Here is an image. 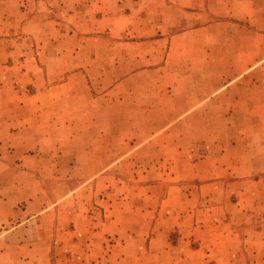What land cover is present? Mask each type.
Segmentation results:
<instances>
[{"label": "rangeland", "instance_id": "374dc122", "mask_svg": "<svg viewBox=\"0 0 264 264\" xmlns=\"http://www.w3.org/2000/svg\"><path fill=\"white\" fill-rule=\"evenodd\" d=\"M187 1L194 6L184 15L162 0H0V105L23 90L34 107L36 90L60 82L66 69L84 70V62L91 75L106 68L105 80H90L97 90L112 88L119 75L142 73L121 87L134 91L124 111L171 89L204 94L200 109L157 131L165 158L130 151L137 139L130 132L153 129H124L118 150L126 157L78 160L72 176H52L56 161L46 152L37 179L47 213L16 236H40L53 217L55 229L51 201L58 198L60 219L71 222L66 238L38 255L40 264H114L125 253L124 264H147V251L156 252L155 264H264V0ZM167 37L174 49L163 60V52L152 57L145 43ZM118 53L123 62L115 65ZM156 66L166 67L150 73ZM99 163L111 169L88 175ZM79 184L86 187L73 200L68 191ZM132 240L143 256L133 255Z\"/></svg>", "mask_w": 264, "mask_h": 264}, {"label": "crops", "instance_id": "0c3cea01", "mask_svg": "<svg viewBox=\"0 0 264 264\" xmlns=\"http://www.w3.org/2000/svg\"><path fill=\"white\" fill-rule=\"evenodd\" d=\"M162 1L161 6L179 9L184 15L187 14V6H194L192 3L188 4L187 0H174V3L172 0ZM258 10V17L262 18V23H264V7L262 11L261 8ZM184 20L185 18H182V21ZM184 33L187 34L186 29ZM145 44L151 46L152 57L155 53L159 56L163 52L162 60L168 47L170 50L174 49V41L169 37ZM188 44L190 43H180L182 47ZM132 45L135 44L132 43ZM120 54L122 53L114 57L115 65L123 62V55ZM138 56H140L139 53L131 55V60L137 59ZM170 56L169 52L167 58ZM74 58L68 57L66 60ZM82 66L84 70H71V72L66 69L60 72L58 75L60 82L52 84L50 88L36 90L33 94L36 97L34 107L28 105L27 93L23 90H19L17 99L14 95L8 94L0 105L3 112L0 115V264H10L11 260L15 264H40L38 255L45 253L47 248L51 250L54 240L60 241L66 238L65 234L68 231L64 224L71 222V219H68L69 221L60 219V207L64 204L60 198L51 201V203L54 201L51 211H54L56 207L58 209L55 229L52 223L55 219L53 217L50 219L51 225L43 228L40 236L32 240H27L25 236L20 238L16 236L28 223L40 219V216L47 213L46 207L41 202L42 185L37 179L38 175L43 174V160L46 152H50L51 160L56 161L52 176H72L76 174V161L78 160L118 161L126 157L121 150H118V146L123 144L124 135L127 134L124 129H153L148 133L130 132L136 134L137 138L136 141L132 139V144L130 142V151L140 153L149 150L153 153V159L165 158L164 152L166 151L162 150L163 147L159 145L162 141L159 135H156L157 131L170 128L172 124L180 122L188 111H195L202 107L200 101L204 94L201 90H196L191 95L184 91L171 89L155 94L149 102H146L148 106L140 110L126 109L124 111L123 101L131 97L134 91L130 93L128 89L121 87L130 77L142 73L137 72L131 76L130 74L119 75L117 80L120 82L112 88L101 87L97 90L92 89L90 80H105L106 68L102 67L103 72L99 70L91 75L85 67V62ZM165 67L156 66L149 71L157 74ZM95 90L98 94L94 93ZM44 97L50 98L52 103H43ZM108 98L112 101L113 107H108L111 103L105 105ZM43 114L48 118V124H45ZM41 120L43 123L40 122ZM108 129H114V132L109 133L110 135L113 133V142V139H107ZM139 135L151 136L145 141V138H139ZM110 144L113 145L109 146ZM48 145L51 146L47 147ZM44 152L45 155H42L41 153ZM178 154H185V152L178 150ZM96 167L98 169L88 175L103 176L109 168L106 163H99ZM85 187L86 185L79 184L70 189L68 193H71V197L75 200L78 198V192H82ZM76 189H78L77 192H75ZM78 200L76 203L81 205L82 199ZM70 231H74V234L77 232L76 229H70ZM92 236H101V230ZM135 237L131 235V239ZM88 239L91 240V237ZM125 243L127 244L126 239ZM130 244L133 255L143 256L141 254L143 249L139 247L137 241L132 240ZM86 254L90 256L92 252ZM155 254L156 252L153 251L145 253L150 260L147 264H155ZM126 255L128 253H125V256L120 255L121 260L114 264H124ZM83 258L87 263L88 260Z\"/></svg>", "mask_w": 264, "mask_h": 264}]
</instances>
